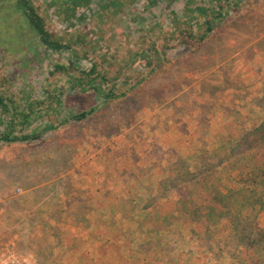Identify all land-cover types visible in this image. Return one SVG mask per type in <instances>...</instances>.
I'll return each instance as SVG.
<instances>
[{"label": "rangeland", "instance_id": "374dc122", "mask_svg": "<svg viewBox=\"0 0 264 264\" xmlns=\"http://www.w3.org/2000/svg\"><path fill=\"white\" fill-rule=\"evenodd\" d=\"M31 2L74 44L45 56L17 0H0V92L41 134L0 141V264H264L233 220L264 241V195L225 202L240 174L263 176L264 148L218 158L227 134L264 120V0H92L87 19L58 15L68 0ZM223 5L203 42L184 40L201 35L196 7ZM93 65L101 94L73 86Z\"/></svg>", "mask_w": 264, "mask_h": 264}, {"label": "trees", "instance_id": "16d2710c", "mask_svg": "<svg viewBox=\"0 0 264 264\" xmlns=\"http://www.w3.org/2000/svg\"><path fill=\"white\" fill-rule=\"evenodd\" d=\"M69 3L62 5L59 10L57 11L58 15L64 17V18H73L77 16L78 11H83L82 14H80V19H87L88 15L85 10H90V4L92 0H68ZM119 3V2H117ZM17 7L21 11V14L24 16V23L20 25V28L22 27L25 32L29 36L32 37V39L41 46L45 51V56L50 55H56L61 56L62 53L65 51H68L72 48V45L74 44V41H71L69 39H65L62 37H58L57 35L51 34L47 27L46 22L44 19L40 16L37 8L34 6V4L31 2V0H17ZM225 5L220 6L218 9H208L202 6H198L195 8V12L197 13V16L204 17L205 21L202 24L200 36L196 37L190 34L189 32H182L183 34H186V39H184L187 43L195 42H203L208 34L212 30L213 25V19L210 18V13H215L217 17H221L222 12L225 9ZM176 13L175 11H173ZM26 23L27 27L24 28V24ZM39 52V49H38ZM151 63V62H150ZM74 63H70L72 66ZM68 67L65 63L57 62L55 64L54 71L51 72L53 75L57 73H64L68 72ZM97 66L93 65L92 69L90 71L83 72L84 79H80L74 83V87L78 86L83 88V90L88 89L84 87V82L86 79H90V82L95 80L96 73H97ZM91 84V89H93L97 94H101V87L96 86L94 84ZM108 98H114L113 92H109L106 94ZM60 100V98L58 99ZM15 104L13 101L7 100L3 94L0 92V126L3 127L2 134L0 136V141L5 143H16V142H32L35 140H38L41 138V134H33L28 131V129L32 126V123L29 122L30 114H26L23 111L19 110L17 107H12ZM91 111L87 112H80L77 114H72L71 116H66L62 119H64L65 122L67 121H83L85 120L89 115ZM5 115L12 118L11 122L7 123L5 121ZM20 120L21 124V133L17 134L14 129V120ZM226 141V142H225ZM223 143H225L223 145ZM221 151L224 153L219 154L220 159H226L228 158H238L243 159L239 157H244L246 154L253 153L258 154V151L262 148H264V120L254 127L252 130H247L246 132L239 133V136H231L230 133L227 134V136L224 137L222 143H221ZM239 161H235L234 163L237 164ZM220 164V163H217ZM209 166V165H208ZM188 171L185 168H181L177 174V177L179 178H185L187 177ZM238 190L233 191L230 195L225 197L226 205L230 209V203L231 201H228L229 198H233L237 196L245 200V201H255L257 199L258 195H264V173L263 176L259 175L253 177L252 179H246L243 180L242 174H240L239 180L236 181ZM228 198V199H227ZM224 199V197H222ZM232 200V199H231ZM203 206H196L194 207L193 215H196L200 209H202ZM212 206H210L211 208ZM227 207V211H228ZM209 208V207H208ZM207 208V209H208ZM214 209L210 211V213L213 212ZM226 211V212H227ZM209 213V214H210ZM213 215V214H210ZM234 220V226L236 229V232L239 234V241L238 245H241L244 247L245 251L254 253L255 248L258 249V247H261V243H264L261 239L257 238H250V234L248 232L247 228H250L252 231L256 229V223L254 219H250L249 217L246 219L247 222L243 221L242 218H239L238 216H235L233 218ZM245 222V223H244ZM247 229V230H246Z\"/></svg>", "mask_w": 264, "mask_h": 264}]
</instances>
